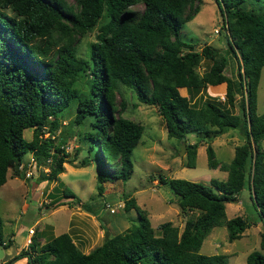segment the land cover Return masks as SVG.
Wrapping results in <instances>:
<instances>
[{"label": "trees", "instance_id": "trees-1", "mask_svg": "<svg viewBox=\"0 0 264 264\" xmlns=\"http://www.w3.org/2000/svg\"><path fill=\"white\" fill-rule=\"evenodd\" d=\"M215 1L227 32V53L211 46L197 51L182 39L184 25L199 13L196 0H0V189L10 170L25 179L19 167L28 155L38 165L54 162L49 175L41 172L42 179L59 180L67 155L62 140L56 141L57 132L61 117L71 109L82 131L80 150L87 154L81 165H98V196L104 202L110 186H125L134 173L132 155L145 128L121 115L125 106L118 109L116 99L123 88L158 109L167 136L186 145L188 168L196 167L203 142L209 168L228 174L225 181L213 179L210 185L160 177L177 196L181 213L197 214L183 231L171 222L156 231L136 199L125 194V210L137 212L138 227L105 238L89 254L70 234L45 238L43 231L23 252L30 264H229L228 255L201 254L206 238L213 229L225 227L232 243L258 223L260 247L246 261L264 264V114H257L264 69V0ZM140 5L144 9L139 14L133 9ZM96 28L88 56L80 57V39ZM230 54L238 60L239 83L226 75ZM204 61L210 66L201 74ZM212 86L223 87L225 103H193ZM236 108L239 113L232 111ZM26 130L33 131L32 140L25 138ZM232 130L240 132L244 144L236 147L232 162L223 165L212 143ZM190 134L199 140L190 143ZM246 187L259 222L227 218V204L238 200ZM66 204L98 212L66 194L55 206ZM12 244L5 240L0 214V245Z\"/></svg>", "mask_w": 264, "mask_h": 264}, {"label": "rangeland", "instance_id": "rangeland-1", "mask_svg": "<svg viewBox=\"0 0 264 264\" xmlns=\"http://www.w3.org/2000/svg\"><path fill=\"white\" fill-rule=\"evenodd\" d=\"M68 1L74 3V0ZM196 6L199 13L192 22L184 25L182 39L194 44L197 51H201L205 46H211L227 53L229 49L227 32L222 29L223 17L216 1L196 0ZM143 9L144 6L140 5L133 10L140 14ZM97 34L96 28L80 39L78 44L80 57L88 56L89 47L96 41ZM209 66V61L202 62L199 72L203 74ZM226 75L235 82H240L238 60L232 54L228 56ZM217 96L213 92L205 91L193 103L200 106L205 99L216 100L221 97ZM116 104L118 109H122V104L125 106L121 115L145 128L141 144L132 155L134 173L131 179L123 187L120 184L110 186L106 193V201L101 200L103 198L97 193L98 165L94 162L87 166L81 165L82 160L87 157L85 151L80 150L82 131L74 123L75 111L73 109L66 111L61 117V127L56 139L62 140L67 155L63 165L64 172L59 176V180L42 179L44 175L39 171L34 179H24L16 177L14 170H10L6 185L0 189V214L4 222L5 240H13V244L7 248L0 245V264H30L29 257L23 254L27 250L25 244L29 239L30 229L35 230L32 240L43 231H47L45 238L51 235L70 234L75 244L84 253L89 254L102 246L107 232L109 237H112L124 233L129 228L138 227L140 221L137 212L134 209L128 212L125 210V194L136 199L137 204L148 214L156 231L166 222L173 223L183 231L186 221L197 214L184 216L178 206L177 196L169 186L161 184L160 177L163 176L165 180L184 179L204 185H210L213 179L219 181L227 179L226 172L209 168L207 144L203 142L198 148L196 167L188 168L187 148L181 155V148L185 144L170 139L158 109L140 103L130 89L123 88V94L118 95ZM232 111L239 113V108ZM257 114H264V69L257 91ZM24 134L27 140H32V130H26ZM189 137L192 144L199 140L195 134H190ZM243 144L244 137L240 132L232 130L216 138L212 147L217 160L223 165H229L234 158L236 147ZM260 149L264 150V140L260 143ZM30 160L32 157L28 156L25 161ZM51 165L55 167L54 162ZM64 194L71 198L77 197L83 203H89L98 212L94 215L83 210L81 206L70 207L68 204L56 208V201L62 199ZM238 200L239 202L227 204V218L243 217L249 222H259L248 187L240 193ZM107 205L116 212L112 214ZM259 225L261 226V223L248 229L246 235L249 236L232 243L228 240L225 227L215 228L204 241L200 252L204 255H228L229 264H247V256L260 247ZM45 238L40 240L42 244L46 242Z\"/></svg>", "mask_w": 264, "mask_h": 264}, {"label": "built area", "instance_id": "built-area-1", "mask_svg": "<svg viewBox=\"0 0 264 264\" xmlns=\"http://www.w3.org/2000/svg\"><path fill=\"white\" fill-rule=\"evenodd\" d=\"M222 103L226 102V97L221 96L218 98ZM48 137V135H46ZM51 160H48V162L45 165H38L35 159L32 157V160L29 162H24L20 165L19 170L24 175L25 179H34L39 172H44L46 175L51 173ZM120 207V206H119ZM107 209L110 210L112 214L116 212L114 208H111L109 205H107ZM35 234L34 229L29 230V239L26 241V249L29 248V246L32 244L33 240L32 237Z\"/></svg>", "mask_w": 264, "mask_h": 264}, {"label": "crops", "instance_id": "crops-1", "mask_svg": "<svg viewBox=\"0 0 264 264\" xmlns=\"http://www.w3.org/2000/svg\"><path fill=\"white\" fill-rule=\"evenodd\" d=\"M181 91V93L182 92H184L185 94H184V96H187L188 97V93H187V90L186 89H181L180 90ZM207 91L208 92H213V93H215L216 95H218L217 97H219V96H223V94H224V90H223V87L222 86H212V87H209L208 89H207ZM182 95H183V93H182ZM228 134V133H227ZM28 156H31V155H28ZM27 156V157H28ZM32 157V156H31ZM6 185V184H5ZM235 202H239V200H236ZM260 226V225H259ZM258 230L259 231H262V224H261V226L260 227H258ZM247 231L248 230H246V232L243 234V237L244 236H249V234H247L246 235V233H247ZM258 231V232H259ZM261 233V232H260ZM251 234V233H250ZM242 237V238H243ZM86 254V253H85Z\"/></svg>", "mask_w": 264, "mask_h": 264}, {"label": "water", "instance_id": "water-1", "mask_svg": "<svg viewBox=\"0 0 264 264\" xmlns=\"http://www.w3.org/2000/svg\"><path fill=\"white\" fill-rule=\"evenodd\" d=\"M185 149H186V146L183 145L182 148H181V155L183 154V152L185 151ZM109 238H110V237H109V232H107V233H106V239H109Z\"/></svg>", "mask_w": 264, "mask_h": 264}]
</instances>
